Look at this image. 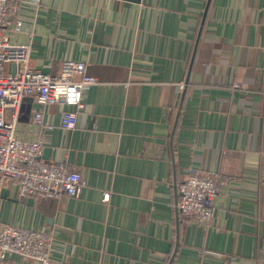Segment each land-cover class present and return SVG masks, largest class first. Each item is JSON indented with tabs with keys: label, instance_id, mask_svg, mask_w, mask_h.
<instances>
[{
	"label": "crops",
	"instance_id": "obj_1",
	"mask_svg": "<svg viewBox=\"0 0 264 264\" xmlns=\"http://www.w3.org/2000/svg\"><path fill=\"white\" fill-rule=\"evenodd\" d=\"M32 67L84 61L96 83L69 104L21 100L20 138L81 174L77 196L32 203L12 183L0 222L53 230L47 264H264V0H18ZM183 90L180 98L179 94ZM223 182L208 226L179 215L189 168ZM107 195V197H106ZM18 259L17 256H12Z\"/></svg>",
	"mask_w": 264,
	"mask_h": 264
},
{
	"label": "built area",
	"instance_id": "obj_2",
	"mask_svg": "<svg viewBox=\"0 0 264 264\" xmlns=\"http://www.w3.org/2000/svg\"><path fill=\"white\" fill-rule=\"evenodd\" d=\"M18 0H0V190L13 184L18 194L36 201L59 196H77L83 184L81 174L62 162L41 158L44 135L53 127L43 118L42 110L32 111V121L39 128L35 139L16 135L19 107L24 96H32L39 104H69L75 109L61 111L59 126L72 129L76 110L83 108V90L96 83L87 72L84 61L64 59L57 73L44 72L30 64L27 43L11 41L19 32L22 19L17 14ZM223 182L215 172L189 168L187 176L177 184L178 214L208 226L214 213V199ZM107 197V195H106ZM53 230L0 222V264H47L50 261ZM12 256L19 257L18 259ZM253 261L224 264H251Z\"/></svg>",
	"mask_w": 264,
	"mask_h": 264
},
{
	"label": "water",
	"instance_id": "obj_3",
	"mask_svg": "<svg viewBox=\"0 0 264 264\" xmlns=\"http://www.w3.org/2000/svg\"><path fill=\"white\" fill-rule=\"evenodd\" d=\"M182 95H183V90L179 94V97L181 98ZM174 190H175V194L178 195V190H177V186L176 185H174ZM6 193H7V191H6L5 187H3L0 190V195L1 196H6ZM19 199H23V201H26L27 200L29 204H31L32 201H33V198L32 197H28V196L22 195V194L19 195ZM175 216H176V221L178 222L179 221V214H178V209L176 208V206H175Z\"/></svg>",
	"mask_w": 264,
	"mask_h": 264
}]
</instances>
